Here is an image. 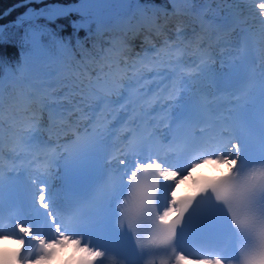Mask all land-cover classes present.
<instances>
[{"label": "snow or ice", "instance_id": "6c2138e0", "mask_svg": "<svg viewBox=\"0 0 264 264\" xmlns=\"http://www.w3.org/2000/svg\"><path fill=\"white\" fill-rule=\"evenodd\" d=\"M20 7L0 25V264L69 247L77 264L117 249L181 264L184 245L211 257L197 264H264V0ZM197 170L216 178L178 195Z\"/></svg>", "mask_w": 264, "mask_h": 264}, {"label": "trees", "instance_id": "16d2710c", "mask_svg": "<svg viewBox=\"0 0 264 264\" xmlns=\"http://www.w3.org/2000/svg\"><path fill=\"white\" fill-rule=\"evenodd\" d=\"M157 2H164L165 0H154ZM55 2H63V3H70V2H76V0H44L45 4H53ZM238 3L240 4H246V0H237ZM21 4V0H0V25H3L11 20H16L22 13L25 12V8L20 7ZM31 6V5H30ZM36 7H40L39 4L36 5ZM113 9V10H112ZM111 11L113 13H120L122 11V9L120 8V6L116 3H114L111 7ZM60 23L65 24V29H64V33H70L71 32V28L68 27L67 25V21H60ZM9 29H11V24H9L7 26ZM15 31V30H13ZM107 33V40L111 41L112 39H110L108 37ZM81 35H83V33H81ZM112 36L115 37V34H112ZM9 55L11 57H13L14 59L17 58V53L15 49H8Z\"/></svg>", "mask_w": 264, "mask_h": 264}, {"label": "bare ground", "instance_id": "6f19581e", "mask_svg": "<svg viewBox=\"0 0 264 264\" xmlns=\"http://www.w3.org/2000/svg\"><path fill=\"white\" fill-rule=\"evenodd\" d=\"M155 4L160 5L158 2H155ZM160 23H164V21L163 22L160 21ZM168 27L175 28V22H171L168 25ZM144 35H145V33H141L138 36L132 38V45H133L134 48L138 45L137 43L143 42ZM213 168H214V166H213ZM200 171H202V170H197L196 172H200ZM226 171H227V166H225V172ZM196 172L194 174H196ZM202 172H204V171H202ZM194 174L187 181H184L180 185H178L177 188H179L180 191H184V190H187V189L191 190L192 187H193ZM78 254H83V253H80V252H75L74 253V251H73V249L71 247H69L67 250H61L59 255L57 256V259L55 261H53L52 264H54V263H68L69 260H72V261L75 260L76 257L78 256ZM66 255H67V258L65 259Z\"/></svg>", "mask_w": 264, "mask_h": 264}, {"label": "water", "instance_id": "95a60500", "mask_svg": "<svg viewBox=\"0 0 264 264\" xmlns=\"http://www.w3.org/2000/svg\"><path fill=\"white\" fill-rule=\"evenodd\" d=\"M71 3H74V2H71ZM71 3H59V2H57L56 4H64V5H68V4H71ZM11 22H13V21H9V22H7L4 26H8V24H10Z\"/></svg>", "mask_w": 264, "mask_h": 264}, {"label": "rangeland", "instance_id": "374dc122", "mask_svg": "<svg viewBox=\"0 0 264 264\" xmlns=\"http://www.w3.org/2000/svg\"><path fill=\"white\" fill-rule=\"evenodd\" d=\"M51 5H56V4H51ZM113 10V9H112ZM152 42H157L156 40H153ZM138 45L134 48V50H136V51H138L139 50V45L141 44H139V43H137Z\"/></svg>", "mask_w": 264, "mask_h": 264}, {"label": "clouds", "instance_id": "9594fccd", "mask_svg": "<svg viewBox=\"0 0 264 264\" xmlns=\"http://www.w3.org/2000/svg\"><path fill=\"white\" fill-rule=\"evenodd\" d=\"M4 243H9V242H4Z\"/></svg>", "mask_w": 264, "mask_h": 264}]
</instances>
